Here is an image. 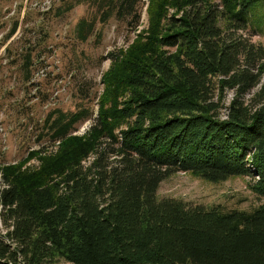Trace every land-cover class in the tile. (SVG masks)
I'll use <instances>...</instances> for the list:
<instances>
[{
    "label": "trees",
    "instance_id": "trees-1",
    "mask_svg": "<svg viewBox=\"0 0 264 264\" xmlns=\"http://www.w3.org/2000/svg\"><path fill=\"white\" fill-rule=\"evenodd\" d=\"M263 2H151L146 31L101 78L109 106L88 132L73 135L88 110L50 112L43 136L56 154L33 173L5 169L0 264H264V204L225 211L156 197L183 172L246 177L264 198V46L250 32ZM84 3L95 14L76 23L80 42L97 19L140 26L142 0H75L61 12Z\"/></svg>",
    "mask_w": 264,
    "mask_h": 264
},
{
    "label": "rangeland",
    "instance_id": "rangeland-1",
    "mask_svg": "<svg viewBox=\"0 0 264 264\" xmlns=\"http://www.w3.org/2000/svg\"><path fill=\"white\" fill-rule=\"evenodd\" d=\"M74 1L0 0V186L7 167L14 166L17 174L33 173L56 154L57 143L52 146L43 136L44 120L50 112L69 113L78 107L88 110L91 118L78 124L73 135L81 137L88 132L100 107L109 106L102 76L111 68L112 57L120 59L136 36L146 31L148 10L155 0H142L136 31L114 18L105 22L97 19L85 42L76 38L75 26L83 17L91 19L95 9L84 3L61 12L64 3ZM167 9L168 14L174 11ZM250 19L255 24L250 30L252 42L264 46V2ZM27 55L30 66L26 73L23 64ZM231 97L227 92L225 105ZM93 158L94 154H89L84 164ZM250 183L246 177L213 183L178 172L159 184L156 197L204 208L250 211L264 204V198L251 192ZM4 233L0 221V235ZM56 264L67 263L60 260Z\"/></svg>",
    "mask_w": 264,
    "mask_h": 264
}]
</instances>
